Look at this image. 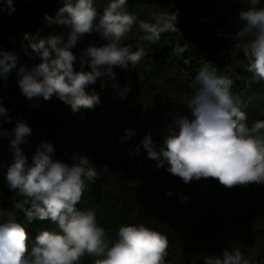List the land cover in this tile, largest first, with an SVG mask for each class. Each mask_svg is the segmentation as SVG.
Returning <instances> with one entry per match:
<instances>
[{
    "label": "clouds",
    "instance_id": "1",
    "mask_svg": "<svg viewBox=\"0 0 264 264\" xmlns=\"http://www.w3.org/2000/svg\"><path fill=\"white\" fill-rule=\"evenodd\" d=\"M247 2L249 7L239 12L242 26L237 25L235 36L245 41L241 49L248 61L246 70L252 74L249 83H260L264 81V0ZM127 5L128 0H108L101 13L95 0H63L54 16L45 13L44 18L47 25H61L67 31H53L44 37L28 35L27 47L41 58L31 67L17 69V55L0 49V76L6 78L17 69V84L26 99L47 101L55 95L73 112L101 103L95 89H87L102 77L118 89L120 99H126L131 84L121 87L116 82L115 67H138L146 55L145 43L157 44L164 34L179 31V9L153 12L151 20H143L128 11ZM0 12H15L14 0H0ZM93 32L106 42L89 44L75 54L73 49ZM129 34L135 36V45L123 43ZM186 47L177 44L174 53L183 54ZM232 84L231 78L217 75L206 65L199 69L191 83L192 94L183 101L190 115L175 119V127L159 149L151 133L142 141L158 169L167 166L169 173L185 183L213 177L227 187L264 184V120L248 125L247 111L232 94ZM101 86L107 84L102 81ZM8 113L0 102V137H10L13 153L5 179L17 196L23 197L15 208L23 210L27 223L47 219L55 227L40 231L30 241L17 213L0 209V264H81L86 255L93 258V264H166V235L144 224H122L112 240L98 223L95 209L78 207L88 186L108 171L107 165L98 169L82 154L74 155L71 163L55 159L54 146L48 141L38 146L29 162L21 145L33 129L19 118L11 131L4 129L3 124L13 120ZM126 132L125 138L130 139L133 130ZM204 264L249 261L238 248L226 247L221 256H205Z\"/></svg>",
    "mask_w": 264,
    "mask_h": 264
},
{
    "label": "trees",
    "instance_id": "2",
    "mask_svg": "<svg viewBox=\"0 0 264 264\" xmlns=\"http://www.w3.org/2000/svg\"><path fill=\"white\" fill-rule=\"evenodd\" d=\"M107 3L108 0H95L98 12L102 13ZM62 5L63 0H59L51 15L54 16ZM247 7V0H203L198 6L201 17L229 40L232 61L226 67L217 65L186 40L180 29L176 33H166L159 43L144 44L146 55L138 67L121 68L118 84L121 87L131 84L128 106L127 98L120 99L117 94L109 97L104 87H96L105 96L101 112L90 108L73 112L70 105L55 95L47 101L26 99L17 84V69L41 62V58L27 47L26 37L37 34L44 37L53 31L67 29L61 25L49 26L44 21L38 33L18 30L13 35L17 69L6 78H0V102L13 118L2 127L11 131L17 118L31 126V135L21 145L29 162L38 146L48 141L54 146L55 159L71 163L74 155L82 154L98 169L108 166V171L88 186L78 207L95 209L97 221L110 239L116 238L122 224H144L167 236L166 264L195 262L208 255L221 256L224 248L237 246L242 247L243 258L249 264H264V184L227 187L218 178L201 177L199 180L206 183V187L199 189L196 179L185 183L169 173L167 166L158 169L143 145L135 141L137 128L147 126L145 136L151 133L159 149L175 127V119L187 109L183 101L192 94L191 83L205 65L217 75L232 79V94L244 105L249 126L264 120V81L249 83L252 74L246 70L248 61L241 49L245 41L235 36L237 25L242 26L239 12ZM127 10L140 19L151 20L153 12L168 9L157 0H128ZM83 39L85 44L76 46L77 55L89 44L106 42L96 32L86 34ZM177 44L187 46L183 54L174 53ZM33 104L38 106L33 107ZM149 108H155L152 122H147L144 116V110ZM116 120L120 123L117 131L114 129ZM127 129L133 130L130 139L125 138ZM12 159L10 137H0V209L17 213L31 241L40 231L54 228L55 224L47 219L27 223L23 210L15 208V203L23 197L17 196L5 179ZM170 190L171 196L167 195ZM81 264H93V258L86 255Z\"/></svg>",
    "mask_w": 264,
    "mask_h": 264
},
{
    "label": "water",
    "instance_id": "3",
    "mask_svg": "<svg viewBox=\"0 0 264 264\" xmlns=\"http://www.w3.org/2000/svg\"><path fill=\"white\" fill-rule=\"evenodd\" d=\"M59 0H14L15 12L11 15L0 12V49L13 52V35L18 30H25L38 33L45 21V13L52 14L58 5ZM170 11L179 9L178 27L184 38L200 48L217 65L226 67L232 61L229 40L221 35L215 26L208 20L201 17L198 6L203 0H157ZM129 43L135 45V38ZM76 54V47L73 49ZM79 69V65H76ZM86 70L90 68L86 65ZM116 82L120 75L121 68L115 67ZM1 78V76H0ZM107 84L104 87L109 97H114L118 89L111 87V82L107 77H102L93 85H89L87 91L95 89L101 82ZM144 116L147 122L154 119L153 113L146 109ZM180 264H204L203 259L197 261L185 260Z\"/></svg>",
    "mask_w": 264,
    "mask_h": 264
},
{
    "label": "rangeland",
    "instance_id": "4",
    "mask_svg": "<svg viewBox=\"0 0 264 264\" xmlns=\"http://www.w3.org/2000/svg\"><path fill=\"white\" fill-rule=\"evenodd\" d=\"M133 32H136V29H134L133 30ZM132 38H135V36L133 35V34H129V36H128V38L125 40V41H123V43L124 44H129V41H130V39H132ZM79 44H85V40L83 39ZM92 91V90H91ZM91 91H89V92H91ZM95 91L101 96V103H99V104H97L94 108H90L92 111H96V112H101L102 110H103V108H104V98H105V96H104V94H103V92L101 91V90H99L98 88H95ZM129 105V98H128V96H127V106ZM151 107V106H150ZM149 110L153 113V116H154V114H155V108H149ZM185 114H188V115H190V113H189V110H187L186 108H184L183 110H182V112H181V115H185ZM115 125H114V129L117 131L119 128H120V123L116 120L115 122ZM146 129H148V127L147 126H139L138 128H137V136H136V138H135V141L139 144V145H143L142 144V141H143V139H144V137H145V130ZM170 132H171V130H170ZM170 134V133H169ZM196 186H198L197 188H203V187H206V183H204V182H202L201 180H198L197 181V184H196ZM203 186V187H202ZM193 192H195V191H193ZM239 249L240 251H241V249H242V247H239V246H237V247H235L234 249Z\"/></svg>",
    "mask_w": 264,
    "mask_h": 264
}]
</instances>
